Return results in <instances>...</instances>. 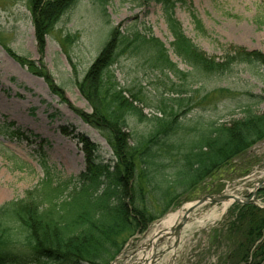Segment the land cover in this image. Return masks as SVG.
<instances>
[{"label":"trees","instance_id":"16d2710c","mask_svg":"<svg viewBox=\"0 0 264 264\" xmlns=\"http://www.w3.org/2000/svg\"><path fill=\"white\" fill-rule=\"evenodd\" d=\"M31 1L42 49L46 28L78 0ZM94 1L106 14L108 0ZM134 1L163 6L173 36L171 50L191 70L180 69L170 49L153 35L136 27L109 29L98 56L77 84L92 112L76 110L103 134L113 155L105 159L98 143L79 134L86 159L79 176L55 181L47 172L24 197L1 205L0 264H110L136 233L179 206L182 196L193 198L208 179L264 140V112L254 110L264 100L260 95L250 94L252 99L240 105V118L189 117L199 89L237 65L249 66L257 74L264 70V52L229 46L220 59L209 56L185 35L175 17L176 0ZM193 17L196 28L204 31ZM127 53L146 57L170 82L164 84L169 91L151 97L157 98L156 105L147 102L144 87L130 90L116 81L113 67ZM21 61L66 101L64 88L49 70L28 58ZM145 108H153V115L147 116ZM132 117L148 120L151 128L132 132ZM219 237H230L243 250L234 264H264V209L236 205Z\"/></svg>","mask_w":264,"mask_h":264},{"label":"rangeland","instance_id":"374dc122","mask_svg":"<svg viewBox=\"0 0 264 264\" xmlns=\"http://www.w3.org/2000/svg\"><path fill=\"white\" fill-rule=\"evenodd\" d=\"M32 6L31 0H0V206L24 197L27 190L40 185L47 172L55 181L79 176L86 169L79 134L98 143L105 159L113 155L103 134L77 111L92 112L77 84L98 56L111 27L121 26L126 31L136 27L153 35L170 49L169 55L180 69L191 70L171 50L173 36L161 4L144 6L134 0H108L104 14L94 0H78L50 29L46 28L42 49ZM174 13L185 35L209 56L220 59L229 46L264 52V0H176ZM193 16L204 31L196 28ZM22 58L49 70L56 84L64 88L66 101L45 78L31 72ZM113 68L121 86L130 90L144 87L149 104L156 105L157 98L151 97L158 91H169L164 87L170 85L168 79L139 53L123 54ZM224 88L228 90H220ZM250 94L264 98V70L254 74L249 66L237 65L231 73L216 76L199 89L189 117L220 121L240 118V105L252 99ZM254 110L263 113L264 100ZM144 112L150 117L154 110L145 108ZM151 126L148 120L130 119L132 132L149 130ZM244 170L248 171L243 173ZM201 187L193 198L182 196L179 206L163 218L206 195L226 193L253 201L234 202L225 212L221 211L222 203L197 207L181 231L179 244L161 255L156 264H234L240 259L239 252L243 250L237 243L219 236L236 205L264 209V140ZM214 211L216 217L210 218ZM160 220L146 233H136L119 253L118 262L111 264L136 261L137 251ZM166 245L164 242L159 248Z\"/></svg>","mask_w":264,"mask_h":264},{"label":"bare ground","instance_id":"6f19581e","mask_svg":"<svg viewBox=\"0 0 264 264\" xmlns=\"http://www.w3.org/2000/svg\"><path fill=\"white\" fill-rule=\"evenodd\" d=\"M236 201L234 197L222 202L221 211L225 212ZM192 207V204H187L180 210L167 215L160 222H158L154 231L143 241L137 254L139 255L137 262L140 264H152L159 260V257L166 251L172 250L176 236L174 228L182 222L185 216H188V220L192 214H188V210ZM216 211L210 214V218L216 217ZM162 237H165L168 241L167 246L159 248V241ZM174 252V251H172ZM136 262V263H137Z\"/></svg>","mask_w":264,"mask_h":264},{"label":"water","instance_id":"95a60500","mask_svg":"<svg viewBox=\"0 0 264 264\" xmlns=\"http://www.w3.org/2000/svg\"><path fill=\"white\" fill-rule=\"evenodd\" d=\"M231 196L230 195H224V194H220V195H216V196H213V195H208V196H204L202 197L200 200L196 201L195 203L192 204V207L188 210V214H190L193 210H195L197 207L207 203V202H212V203H220V202H223L225 200H228L230 199ZM236 199V202L238 203H250L252 202L253 200L249 199V200H246V201H243L239 198H235ZM187 219H188V216H185L182 220L181 223H179L175 228H174V233L177 237H179L180 235V231L182 230V228L184 227V225L186 224L187 222ZM161 240H163V238H161ZM178 243V240L176 242L175 245H177Z\"/></svg>","mask_w":264,"mask_h":264}]
</instances>
